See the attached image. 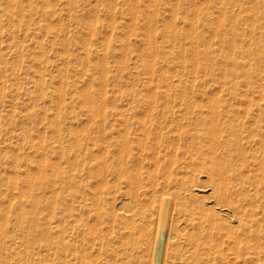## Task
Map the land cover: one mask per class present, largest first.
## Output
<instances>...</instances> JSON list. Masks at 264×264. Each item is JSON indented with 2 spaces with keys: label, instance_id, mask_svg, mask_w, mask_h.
<instances>
[{
  "label": "rangeland",
  "instance_id": "374dc122",
  "mask_svg": "<svg viewBox=\"0 0 264 264\" xmlns=\"http://www.w3.org/2000/svg\"><path fill=\"white\" fill-rule=\"evenodd\" d=\"M263 52L264 0H0V264H51L65 254L68 264H254L257 257L251 251L233 253L224 229L219 234L214 230L209 242L198 208L209 203L200 196L207 192L211 169L219 179L215 171L230 176L235 167L238 176L229 179L230 190L238 193V202L231 197L233 205L242 203L249 211L253 201L257 207L251 202L256 207L251 209L264 213V141L259 142L264 140ZM209 103L223 112L217 116V136L226 139V146L212 150L214 155L201 136L205 127L200 119L212 118ZM258 122L261 133L252 135ZM241 130L249 135L243 138ZM231 133L242 134L235 144ZM233 147L238 151L230 154ZM216 153L220 163L226 158L222 171ZM210 158L218 164L214 170ZM43 161L52 162L55 170L44 169ZM57 166L61 173L56 175ZM134 173L139 180L132 184L133 192L129 182ZM246 173L250 178L240 179ZM72 181L75 186L70 187ZM244 184L246 192L240 189ZM238 186L244 194L237 192ZM174 194L190 205L188 215ZM199 203L193 217V205ZM135 204L141 205L136 212ZM19 210L30 214L25 228L19 226ZM87 226L100 230L101 237L91 238ZM71 229L78 233L73 236ZM176 235L182 236L171 237ZM65 240L71 251L60 250ZM56 244L58 249L51 248ZM191 245L196 248L193 257L206 250L199 260L193 259Z\"/></svg>",
  "mask_w": 264,
  "mask_h": 264
},
{
  "label": "bare ground",
  "instance_id": "6f19581e",
  "mask_svg": "<svg viewBox=\"0 0 264 264\" xmlns=\"http://www.w3.org/2000/svg\"><path fill=\"white\" fill-rule=\"evenodd\" d=\"M234 18V17H233ZM233 20V19H232ZM226 22H227V20H226ZM234 22V21H233ZM264 53V52H263ZM229 64V63H228ZM257 64V63H256ZM230 65V64H229ZM237 68H238V66H237ZM243 70V69H242ZM248 76V75H247ZM167 91V90H166ZM243 92H244V90H243ZM166 94H168V93H166ZM245 95V94H244ZM151 97V96H150ZM210 98V97H209ZM247 98V97H246ZM148 99V98H147ZM150 99V98H149ZM152 100H153V98H152ZM249 100V99H248ZM260 100V99H259ZM150 101V100H149ZM225 101V100H224ZM214 102H215V98H214ZM217 102V101H216ZM249 102V101H248ZM151 103V102H150ZM210 104V103H209ZM226 104H227V102H226ZM230 104V103H229ZM235 104V103H234ZM233 104V105H234ZM245 104V103H244ZM224 105V104H223ZM236 105V104H235ZM210 107H209V109H208V111H211V113L209 114V116H212V118H210L209 117V121L206 119V121H203L204 119V117L202 118V119H200L201 120V122H202V125H204V127H205V134H203V135H201V132H200V135L202 136V139L205 137L206 138V142L208 141V149L211 151L210 152V154L211 153H213V155L215 154L214 153V151H212L214 148H217V147H224V146H226L225 145V143H224V141L226 140H224L223 138H222V136L221 137H219V136H217V134L218 135H220V131H221V124H219V121H218V115H220V113H223L221 110H220V106H218L216 103L215 104H210L209 105ZM227 106V105H226ZM231 106V105H230ZM229 106V107H230ZM245 106V105H244ZM263 106V105H262ZM150 107H152V106H150ZM153 108V107H152ZM221 108H223V107H221ZM226 108V107H225ZM230 109V108H229ZM226 110V109H225ZM233 110V109H232ZM230 112H231V110H229ZM236 111V110H235ZM237 112H239V111H237ZM237 112H233L232 111V113H236V115H237ZM244 112V111H243ZM172 113V112H171ZM239 113H241V112H239ZM182 114V113H181ZM212 114V115H211ZM248 114V113H247ZM264 114V113H263ZM234 115V114H233ZM249 115V114H248ZM208 117V116H207ZM216 117H217V119H216ZM230 117L232 118V115H230ZM244 117V116H243ZM246 117H247V115H246ZM251 116H249V119H251L250 118ZM234 118H235V116L233 117V120H234ZM248 118V117H247ZM246 118V119H247ZM229 120H231V119H229ZM233 120L231 121V124H232V122H233ZM221 121V120H220ZM223 121V120H222ZM227 121V120H226ZM235 121V120H234ZM245 121V120H244ZM247 121H248V119H247ZM174 122V121H173ZM246 122V121H245ZM257 122V121H256ZM222 123V122H221ZM235 123V122H234ZM234 123L232 124V125H234ZM237 123V122H236ZM236 123H235V125H236ZM259 124V128H260V122H258ZM229 124H230V121H229ZM243 124V123H242ZM242 124L241 125H239L240 127L242 126ZM151 125V124H150ZM202 125H201V127H202ZM223 125V124H222ZM226 126H228V123L227 124H225ZM237 125H238V123H237ZM246 125V124H245ZM247 126V125H246ZM246 126L244 127V125L242 126V128L244 127V129L246 130H248V128H246ZM257 126V125H256ZM151 128V127H150ZM220 128V130L217 132V130ZM236 128V127H235ZM234 128V129H235ZM241 128V129H242ZM258 127H256L255 129H252L250 132L252 133V135H253V133H255V134H257V133H261V128L259 129ZM229 129H230V127H229ZM160 130V129H159ZM203 130V129H202ZM225 130H227L228 131V128L226 129L225 128ZM236 130V132H234L235 134L237 133V130H238V128H236L235 129ZM234 130V131H235ZM207 131V132H206ZM242 131V134H243V130H241ZM241 131L239 132L238 131V133H241ZM264 131V130H263ZM232 132V131H231ZM228 133H229V131H228ZM245 133L247 134L248 132H246L245 131ZM245 133L243 134L244 136H243V138L245 137ZM250 133V134H251ZM162 135V133H160L159 132V135ZM232 134V136H233V133H231ZM235 134H234V136L232 137V138H234V140H233V143L235 144V138L237 139L239 136H241L242 134H239V136H238V134H237V136H235ZM180 135H182V134H180ZM200 135H198V136H200ZM221 135H224V134H221ZM225 135H226V133H225ZM224 135V136H225ZM248 135H249V133H248ZM248 135H246V136H248ZM261 135V134H260ZM260 135H259V138H260ZM251 136V135H250ZM262 136H263V134H262ZM261 136V137H262ZM126 138H124V140L126 141V139H127V136H125ZM160 137V136H159ZM230 137V136H229ZM161 138V137H160ZM242 138V139H243ZM246 138V137H245ZM254 138V137H253ZM199 139H201V138H199ZM240 139V145H241V138H239ZM249 139H251V138H249ZM258 140V139H257ZM237 141H238V139H237ZM245 141V140H244ZM264 140H263V138H262V141H261V138H260V144L263 142ZM124 143V142H123ZM239 143H238V145H239ZM125 144V143H124ZM206 144V143H205ZM204 144V145H205ZM244 144V143H243ZM255 144H256V142H255ZM204 145H202V147H204ZM120 146H121V141H120ZM207 146V145H206ZM229 146V145H228ZM237 146V145H236ZM199 147V146H198ZM251 147V146H250ZM260 147H261V145H260ZM263 147V146H262ZM125 148V147H124ZM195 148H196V146H195ZM201 148V147H200ZM200 148H199V150H200ZM246 148V146H244V148L243 149H245ZM249 148V147H248ZM259 147H256V149H258ZM264 148V147H263ZM126 149V148H125ZM125 149H124V152H123V154L125 153ZM175 149H176V147H175ZM174 149V150H175ZM179 150H180V148H178ZM222 149V148H221ZM238 149H240V150H243V149H241V148H239L238 147ZM255 148H254V151L256 150ZM259 149H261V148H259ZM205 150V147L201 150V151H203V152H206V150ZM224 150L225 149H223V152H224ZM229 150H230V152H231V149H230V146H229ZM248 150H250V152L252 151L250 148L248 149ZM247 150V151H248ZM264 150V149H263ZM262 149L260 150V153H262V151H263ZM120 151H122V150H120ZM200 151V152H201ZM208 151V150H207ZM218 150H216V152H217ZM237 152L238 150L236 149V150H234V147L232 148V152L233 153H230V154H234L235 152ZM246 151V150H245ZM184 152V151H183ZM185 152H187L186 150H185ZM240 152V151H239ZM242 152H244V151H242ZM241 152V153H242ZM256 152V151H255ZM180 153H182V152H180ZM195 153V152H194ZM208 153V152H207ZM221 152H220V148H219V153L218 154H220ZM259 153V152H258ZM123 154L121 153V155L123 156ZM186 153H184L183 155H185ZM191 154V153H190ZM193 154V153H192ZM191 154V155H192ZM209 154V153H208ZM217 153H216V155H215V157L218 155ZM239 154V153H238ZM256 154V153H255ZM223 155V154H222ZM240 155V154H239ZM247 155H248V153H247ZM246 155V156H247ZM250 156L251 155H253V153L252 154H249ZM173 156H175V155H173ZM177 156V155H176ZM176 156H175V158H176ZM178 156H181V155H179V153H178ZM242 156V155H241ZM244 156V155H243ZM253 156H255V155H253ZM214 157V156H213ZM83 158V157H82ZM174 158V159H175ZM217 158V157H216ZM225 158V157H224ZM224 158H223V160H224ZM194 159H196V158H192V160H194ZM218 159V158H217ZM226 159V158H225ZM80 160V159H79ZM172 160H173V158H172ZM172 160H170L169 162H171ZM186 160V159H185ZM210 160H211V158H210ZM212 160H214L213 158H212ZM211 160V161H212ZM223 160L221 161L222 163H223ZM242 160V159H241ZM240 160V161H241ZM82 161V160H81ZM190 162H191V160H189ZM234 161V160H233ZM232 161V162H233ZM244 161V159L242 160V162ZM97 162V161H96ZM101 162V161H100ZM200 162V161H199ZM199 162H197V165H198V163ZM204 162H205V160H204ZM217 162H218V164L220 163L219 162V159L217 160ZM217 162H216V164H217ZM225 162V161H224ZM227 162L229 163V162H231V161H229L228 159H227ZM237 162L238 161H236V166H237ZM245 162V161H244ZM261 162H263V161H261ZM52 163V162H51ZM50 161H43L42 163H41V166L44 168V169H46V167H50V168H52V169H54L53 168V164H52V166H50ZM98 163V162H97ZM96 163V164H97ZM103 163V162H102ZM123 163V162H122ZM122 163H121V165H122ZM185 163H187L188 164V162H185ZM193 163V162H192ZM194 163H195V160H194ZM208 163H209V161H208ZM222 163H220L219 164V166H220V169L222 168ZM226 163V162H225ZM234 163H235V161H234ZM251 163V162H250ZM257 163H259V162H257ZM257 163H254L253 164V166H255ZM79 164V163H78ZM95 164V163H94ZM101 164V163H100ZM100 164L98 163V165L100 166ZM120 164V163H119ZM124 164V163H123ZM126 164V163H125ZM172 164V163H171ZM204 164H206L207 165V163L205 162ZM210 164H214V168H213V170L214 169H216L215 168V160H214V162H212V163H210ZM217 164V165H218ZM238 164H240V163H238ZM245 164V163H244ZM77 165V164H76ZM121 165H120V167H119V169H122V171L121 172H123V168H124V166L121 168ZM196 165V164H195ZM209 165V164H208ZM171 166V165H170ZM233 165L231 164V167H232ZM239 166V165H238ZM242 166H243V163H242ZM264 166V165H263ZM56 167V166H55ZM96 167H97V165H96ZM223 167H224V165H223ZM257 167V166H256ZM57 168H58V166H57ZM125 168L127 169V171H129L128 170V167L127 166H125ZM235 167H233V168H231V170H230V174H231V171H232V169L234 170L233 171V177H231L232 175H230V176H228V174H227V172L225 173V174H227V176H222V175H220V174H222L221 172H219V173H216V171H215V174L218 176L219 175V179L218 178H213L214 177V175H212L213 174V172H212V174H211V171H212V169H211V171H210V167L208 168L207 167V169H205V170H208L209 169V171H210V174L206 177V175H207V172L208 171H205L206 172V174H205V177L207 178L206 179V185H207V190H206V186L204 185V183H205V178L203 177V181H204V183H202V181H201V183H202V185H204V186H202V187H204V190H206L207 192H206V194L205 195H203V196H200L201 198L203 197V198H208V199H206V202H207V200L209 201V203L207 202L206 204L207 205H205V204H203L202 203V206H204V207H200V208H198L199 209V212L201 211L202 212V216L204 215L205 216V218L204 217H202L200 214H201V212L199 213V215L201 216V217H198V219L200 218L201 219V223L202 222H204V223H202L201 225H203L204 226V224H205V222H207V224L205 225V229L207 230V231H209L210 232V234H207V232H206V234H207V240L210 242V238H212V236H210L211 235V233L212 232H214V230H215V233H216V231L217 230H220L219 231V233L220 232H222V230L221 229H224L225 231L224 232H222V233H225L224 234V237H225V235H226V233H227V237L226 238H228L229 239V244L230 245H232V246H230V247H232L235 251L233 252L234 254H237V253H245L246 252V254L249 252V251H251L252 252V254L254 255L255 254V256L257 257V262H259L260 263V261L262 262V264H264V221H263V217H262V215L264 214L263 212H260V210H259V207H258V210H259V213L261 214L262 213V215H260V216H258V212L256 211V210H252L251 208H254L255 206L254 205H256V204H254V202L253 201H251L253 204H252V206H251V202H250V209H251V213H254V214H251V213H249V211H250V209L249 208H247V210L249 209V211H246V209L245 208H243V205H241L242 206V212L240 211V209L239 208H241V206H240V204H242V203H238V205L236 206V205H233L235 202H238L237 201V199H236V197H237V194L238 193H236V191L237 192H239L240 191V189H243L244 190V192H246L245 191V189H246V184H244V186H245V188H241V186H240V189H239V186L237 187V190H235V193L236 194H234V192L233 191H231L230 189H232L233 190V188H230V185H229V179H231L232 180V178H234V175L236 174L235 172H236V170L234 169ZM240 168V167H239ZM253 168L254 167H252V169H250V170H252V172H253ZM51 169V170H52ZM173 169V168H172ZM218 169V168H217ZM224 169H225V167H224ZM224 169H223V171H224ZM242 169V168H241ZM55 170V169H54ZM58 171L56 172V171H54L53 173L54 174H58V173H61L60 172V170H59V168L57 169ZM218 171V170H217ZM221 171H222V169H221ZM238 171V170H237ZM240 171V170H239ZM255 171V170H254ZM120 172V173H121ZM201 172H203V171H201ZM251 172V171H250ZM250 172H248V173H250ZM252 172H251V177H252ZM128 173H130V172H128ZM197 173H198V171H197ZM209 173V172H208ZM228 173H229V166H228ZM235 173V174H234ZM255 173V172H254ZM259 173V172H258ZM258 173H257V175H258ZM133 173H130V175H132ZM202 175H204V173H201ZM239 174H240V172H239ZM241 174H243V172H241ZM241 174H240V176H241ZM260 174V173H259ZM99 175V174H98ZM97 175V176H98ZM137 174L136 173H134V175L132 176V177H130L128 174H127V178L129 179V177L131 178V180H132V178H133V180H134V182L132 183V181L131 182H129L130 183V186L132 185V184H134L136 181H138L139 179H138V177L136 176ZM199 175H200V173H199ZM201 175V176H202ZM245 175V174H244ZM248 175H250V174H248ZM256 174H254L253 175V179H254V176H255ZM40 176H42V173H41V175ZM60 176H61V174H60ZM99 176H101V175H99ZM236 176H238L237 174H236ZM240 176H239V178H240ZM247 176V173H246V175L245 176H243L242 175V177L240 178V179H242V178H245ZM55 177V176H54ZM53 177V179H55V180H57L56 179V177L54 178ZM64 177V176H63ZM79 177H80V175H79ZM192 177V176H191ZM200 177V176H199ZM198 177V178H199ZM231 177V178H230ZM42 178V177H41ZM68 178V177H67ZM126 178V179H127ZM183 178V177H182ZM201 178V177H200ZM248 178H250V177H248L247 176V180H248ZM39 179H40V177H39ZM69 179V178H68ZM138 179V180H137ZM196 179V178H195ZM195 179H194V181H195ZM238 180V181H241V180ZM259 179L260 178H258V181L257 182H259ZM65 180V182L67 181L66 180V178L64 179ZM70 180H71V178H70ZM73 180H75V179H73ZM180 180H182V179H180ZM193 180V179H192ZM197 180L198 179H196V182H197ZM245 180V179H244ZM247 180H245V181H247ZM255 180H257V176H256V179ZM264 180V179H263ZM233 181V180H232ZM238 181H235V185L237 186L238 184H236ZM245 181H243L244 183H245ZM72 182H74V181H72ZM127 182V181H126ZM154 182V181H153ZM166 182V181H165ZM171 182H172V180H171ZM198 182H199V180H198ZM257 182H255V183H257ZM14 183V182H13ZM67 183H69V181L67 182ZM185 183H186V181H185ZM184 183V185H186ZM195 183V182H194ZM200 183V184H201ZM231 183V182H230ZM240 183V182H239ZM252 183H254V181L252 180ZM15 184V183H14ZM71 184L72 185H74L75 186V182L74 183H70V187H72L71 186ZM77 184V183H76ZM79 184V183H78ZM139 184V183H138ZM174 184H175V181H174ZM192 184V183H191ZM200 184H199V186H200ZM234 184V182L232 183V185ZM241 184H242V182H241ZM259 184V183H258ZM262 183L260 182V185H261ZM172 186H174L173 184H171ZM183 185V184H182ZM197 185V184H196ZM264 185V184H263ZM14 186V185H13ZM66 186H68V184L67 185H65V188H66ZM135 186V185H134ZM136 186H137V184H136ZM172 186H171V188L170 189H172ZM181 186V185H180ZM249 184L247 185V189L249 188ZM259 186V185H258ZM169 187H170V185H169ZM182 187V186H181ZM128 188H129V184H128ZM130 188H132V190H133V192H134V189H133V185L130 187ZM129 188V189H130ZM186 188V187H185ZM184 187H182V189H185ZM189 188V187H188ZM194 188H196V186L194 187ZM200 188V187H199ZM254 187H252V189H253ZM260 188H261V186H260ZM263 189H264V187H262ZM18 189V188H17ZM70 189V188H69ZM136 189V188H135ZM235 189V188H234ZM251 189V188H250ZM252 189H251V194H252ZM255 189V188H254ZM253 189V190H254ZM78 190L79 189H77V190H75V191H73V192H76L77 191V193H78ZM132 190H130V192H129V190H126V193H128V195H130V193L132 194L133 192H132ZM192 190H195V189H193L192 188ZM191 186H190V190H189V192L190 193H192L191 191ZM204 190H201L202 192H204ZM243 190H241L242 192H243ZM256 190H257V184H256ZM255 190V191H256ZM258 190H259V187H258ZM155 191V190H154ZM176 191L177 190H175V193H176ZM199 191V190H198ZM262 191V190H261ZM261 191L259 192L258 191V193H260L261 194ZM264 191V190H263ZM71 192H72V190H71ZM136 192V191H135ZM174 192V191H173ZM172 192V193H173ZM186 192V191H185ZM185 192H183L184 194H185ZM242 192H239V193H241L242 194ZM244 192H243V194H244ZM247 192H248V190H247ZM250 192V191H249ZM77 193H73V195L74 194H77ZM171 192H170V196H171V194H172ZM177 193H178V191H177ZM182 193V194H183ZM187 193V192H186ZM205 193V192H204ZM255 193H257V192H254V194ZM53 194V193H52ZM168 194H169V192H168ZM181 194V193H180ZM188 194V193H187ZM232 194H233V196H232ZM246 194V196H247V193H245ZM72 195V194H71ZM72 195V196H73ZM134 195V194H133ZM190 195V194H189ZM231 195V196H230ZM234 195H235V197H234ZM169 195H167V196H165V199H167L168 200V198H166V197H168ZM169 196V197H170ZM175 198H178V199H181L180 200V204H181V202L184 200V198H183V195H182V197L181 196H178L177 194H174L173 195ZM205 196V197H204ZM242 196V198H241V200L242 201H244L245 199H243L245 196H243V195H241ZM257 196H259L258 194H257ZM21 197V196H20ZM58 197V196H57ZM132 197V196H131ZM134 197H136V194L134 195ZM191 197H194L193 196V194L191 195ZM191 197H188V201L187 202H189V201H191L192 200V198ZM231 197L232 198H235V199H233V201H235V202H233L232 200H231ZM247 197H250V195L248 194V196ZM255 197V196H254ZM261 196H259V198H260ZM35 197H33V199H34ZM171 198H173V197H171ZM171 198H169V200H172ZM187 198V196L185 197V200H187L186 199ZM196 197H194V199H195ZM198 198V197H197ZM202 198V199H203ZM246 198V197H245ZM251 198H253V196H251ZM250 198V199H251ZM256 198V197H255ZM258 198V197H257ZM25 199V198H24ZM26 199H28L27 197H26ZM131 199V198H130ZM160 199V198H159ZM162 199V198H161ZM183 199V200H182ZM189 199H191V200H189ZM193 199V200H194ZM248 199V198H247ZM261 200H262V198H260ZM133 200V199H132ZM239 200V199H238ZM255 200V199H254ZM260 200V201H261ZM125 201V200H124ZM260 201H257V202H259L260 203ZM32 202V201H31ZM126 202H127V200H126ZM128 202H130V201H128ZM127 202V203H128ZM135 202V201H134ZM174 202V201H173ZM194 202V201H193ZM201 202V201H200ZM241 202V201H240ZM247 202H248V200H247ZM122 203V205H123V202H121ZM132 203V206H133V201L132 202H130L129 203V205ZM138 203V202H137ZM176 203H178V202H176ZM183 203H184V207L183 208H186L187 210H188V208H189V206H188V208H187V206H186V202L185 201H183ZM204 203H205V200H204ZM259 203H257L258 205H259ZM193 204V203H192ZM243 204H246V200L243 202ZM260 204H262V203H260ZM84 205H85V203H84ZM124 205H125V202H124ZM123 205V206H124ZM139 206H141L140 204H138ZM138 205H136L135 204V208L133 207V211L134 212H136V207L138 206ZM199 205H201V203H199L198 204V206H195V205H193V207H195L196 209V211L194 212V210H193V207H192V212H194V214L191 212V210H190V215L191 214H193V217L195 216H197L195 213L197 212V207H199ZM247 205V204H246ZM263 205V204H262ZM82 206V205H81ZM86 206V205H85ZM121 206V205H120ZM126 206H127V204H126ZM178 206H179V204H178ZM177 206V207H178ZM248 206H249V204H248ZM247 206V207H248ZM254 206V207H253ZM246 207V206H245ZM256 207H257V205H256ZM255 207V208H256ZM261 207V206H260ZM262 207H264V206H262ZM78 208H80L79 206H78ZM77 208V209H78ZM83 208H85L84 206H83ZM122 208V207H121ZM179 208V207H178ZM181 208V207H180ZM99 208H98V206L96 207V213H95V211H94V213L97 215V217L99 218L100 216H98L99 215V213L100 212H98L99 210H98ZM127 209H128V206H127ZM127 209H125V212H126V210ZM135 209V210H134ZM139 209V208H138ZM137 209V210H138ZM177 209V208H176ZM191 209V208H190ZM245 209V211H243ZM261 209V208H260ZM129 210V209H128ZM127 210V211H128ZM187 210H185L184 209V211H187ZM262 210V209H261ZM264 210V209H263ZM262 210V211H263ZM20 211V210H19ZM256 211V212H255ZM120 212V211H119ZM188 212V213H187ZM187 212H185V213H187V215L189 214V210L187 211ZM248 212V213H247ZM121 213V212H120ZM127 213V212H126ZM151 213V212H150ZM149 213V214H150ZM198 213V212H197ZM5 214V213H4ZM148 214V215H149ZM152 214V213H151ZM30 215V214H29ZM29 215H28V213L26 212V211H24V210H22V211H20V213H19V218L21 219L20 220V225L19 226H22L23 227V225H26L28 222H27V218H29ZM32 215V214H31ZM115 215H117V214H115ZM190 215H189V217H190ZM198 215V216H199ZM150 216H152V215H149V217ZM247 216H249L248 217V219H247ZM4 217H5V215H4ZM53 217V216H52ZM112 217V216H111ZM117 217H118V215H117ZM153 217V216H152ZM18 218V219H19ZM155 218H157V217H155ZM192 218V217H191ZM190 218V219H191ZM245 218H246V220H245ZM6 219V218H5ZM24 219H26V222L24 221ZM43 219V218H42ZM112 219V218H111ZM124 219V218H123ZM196 219V218H195ZM203 219V220H202ZM204 219H205V221H204ZM150 220H151V218H150ZM158 220H159V218H158ZM191 220H193V219H191ZM250 220V221H249ZM29 221V220H28ZM148 221V220H147ZM153 221V220H152ZM262 221V222H261ZM29 222H31V220L29 221ZM245 222V223H244ZM248 222L249 223H251V224H253V223H255V228H250V224H248ZM18 223H19V221H18ZM111 223V222H110ZM161 223V222H160ZM200 224V221L198 222V220H197V225H198V227H199V224ZM233 223V224H232ZM30 224V223H29ZM98 224H99V219H98ZM126 224V223H125ZM243 224H244V226L246 225V227L247 228H245L246 229V233H242L241 231H240V228H239V226L241 225V226H243ZM110 225V224H109ZM254 225V224H253ZM252 225V226H253ZM108 226V225H107ZM125 226V225H124ZM162 226V225H161ZM164 226V225H163ZM25 227H27V226H25ZM25 227H23V228H25ZM130 227V226H129ZM65 228H68V227H65V225H64V230H65ZM72 228H73V226H72ZM137 228V227H136ZM174 228H176L175 226H174ZM243 228V227H242ZM241 228V229H242ZM243 228V230H245ZM20 230H21V228H19ZM127 229H128V226H127ZM178 229H181V228H178ZM202 226H201V232H202ZM75 230V229H74ZM74 230H70L71 231V233L73 232H77L76 230L74 231ZM87 230H88V233H90V237L92 236V237H95V238H100L101 236V234L100 233H102L100 230H97V232L96 231H93V229H91L90 228V226H87ZM90 230V231H89ZM107 230V229H106ZM120 230H121V228H120ZM137 230H138V228H137ZM84 231V230H83ZM127 231H129L130 232V228L127 230ZM131 231H133V230H131ZM168 231L169 230H167V233H168ZM173 231H175L173 228H172V233H173ZM180 231V230H179ZM66 232V231H65ZM67 232H69V231H67ZM135 232V231H134ZM171 232V231H170ZM198 232V231H197ZM200 232V233H201ZM208 232V233H209ZM244 232V231H243ZM2 233V232H1ZM69 234V235H71L72 236V234ZM78 233V232H77ZM127 233V232H126ZM136 233V232H135ZM134 233V234H135ZM172 233H170V234H172ZM182 233H183V231H182ZM218 232L216 233V234H219ZM241 233V234H240ZM131 234V233H130ZM130 234H129V236H130ZM132 234H133V232H132ZM131 234V235H132ZM169 233H168V235H170ZM177 234V233H176ZM185 234V233H184ZM204 232L201 234V236H203L204 237ZM212 234H214V233H212ZM173 235H175V232H174V234ZM193 235V234H192ZM210 237H209V236ZM223 235V234H222ZM240 235H244L245 237L243 238V237H241ZM73 236H75V234H73ZM79 236H81V235H79ZM182 235H180V237H181ZM194 236V235H193ZM91 237V238H92ZM172 238L173 237H175L174 239H178V238H180V237H177V235L176 236H171ZM188 237V236H187ZM191 237V236H190ZM195 237H197V235L195 236ZM74 238V237H73ZM94 238V239H95ZM126 238V237H125ZM185 238V237H184ZM209 238V239H208ZM80 239V238H79ZM188 239V238H187ZM191 239H194V238H192L191 237ZM205 239V238H204ZM70 240V239H69ZM72 240V239H71ZM82 240V239H81ZM185 240V239H184ZM202 240V239H201ZM66 242L65 243H63V242H60L61 244H62V247L60 248V250L62 249V250H67V251H71V244H69L68 242V240H65ZM68 241V242H67ZM99 241H100V239H99ZM98 241V242H99ZM187 241V240H186ZM185 241V242H186ZM188 241H192V245L193 244H195L194 242H193V240H188ZM196 241V240H195ZM203 241V240H202ZM202 241H200V243L202 242ZM212 241V240H211ZM227 241V240H226ZM252 241H254V243L252 242ZM256 241V242H255ZM133 242H135V241H133ZM177 242V241H176ZM190 242H189V245H190ZM203 242H205V241H203ZM82 243V242H81ZM100 243V242H99ZM136 243H137V240H136ZM178 243H179V240H178ZM178 243H176L177 244V247L179 246V248L181 247L180 245H178ZM60 244V245H61ZM110 244V243H109ZM111 244H113V243H111ZM125 244V243H124ZM129 244H130V240H129ZM128 244V245H129ZM202 244V243H201ZM207 244V243H206ZM114 245V244H113ZM183 245H184V243H183ZM192 245H191V248H192ZM196 245H199L198 243L197 244H195V246ZM27 246H29V245H27ZM92 246V245H91ZM201 246V245H200ZM30 248H32V249H34L35 247L32 245V246H29ZM49 247V246H48ZM47 247V248H48ZM53 247H55L56 249H58L59 248V246L57 247V244L55 245V246H51V248H53ZM73 247V246H72ZM208 247V246H207ZM28 248V247H27ZM50 248V247H49ZM73 248H75L76 249V247H75V244H74V247ZM113 248V247H112ZM209 248H210V246H209ZM214 248V247H213ZM213 248H211V249H213ZM111 249V248H110ZM182 249V248H181ZM196 248H192V249H190L191 251H192V257H193V253H194V250H195ZM200 249V248H199ZM205 249H206V246H205ZM211 249H209L210 251H211ZM230 249V251H231V248H229ZM72 250H74V249H72ZM97 250H99L98 248H97ZM114 250V249H113ZM207 250H208V248H207ZM115 251V250H114ZM185 251V250H184ZM183 251V252H184ZM188 251V250H187ZM190 251V252H191ZM197 251H198V247H197ZM205 252H206V250H204ZM203 250H202V252H204ZM216 251H218V250H216ZM215 251V252H216ZM248 251V252H247ZM202 252H200V254H202ZM204 252V253H205ZM213 251H211V253H212ZM215 252H213L212 254H214ZM236 252V253H235ZM64 253V252H63ZM114 253V252H113ZM197 253V252H196ZM195 253V257H193V259H197V260H199L198 258H199V256H198V254H196ZM208 253V252H207ZM61 254V253H60ZM189 253H187V255H188ZM199 254V255H200ZM218 254H220L221 255V253H218ZM55 255V254H54ZM66 255V254H65ZM64 255V257L62 258L63 260H59L58 259V261H56V260H54V261H52L51 262V264H68L69 263V259H67L66 258V256ZM83 255V254H82ZM191 255V254H190ZM217 254H215V256H216ZM238 255V254H237ZM23 256H25V255H23ZM57 256V255H56ZM62 256H63V254H62ZM208 256H210V253L208 254ZM249 256V257H248ZM248 256H246V257H248V258H251V259H253V257L254 256H252V255H248ZM58 257V256H57ZM129 257V256H128ZM189 257V256H188ZM204 257H205V255H204ZM211 258H214L215 259V257H211ZM242 258H243V256H242ZM244 258H245V256H244ZM19 259H21V258H19ZM56 259V258H55ZM85 259H87L86 257H85ZM192 259V260H193ZM201 259L203 260L204 258H202L201 257ZM208 259H209V257H208ZM207 259V260H208ZM221 259H223V256H221ZM227 259V258H226ZM9 260V259H8ZM47 260V259H46ZM204 260H206V257H205V259ZM203 260V261H204ZM210 260V259H209ZM256 260H255V262H256ZM7 261V260H6ZM82 261V260H81ZM211 261V260H210ZM209 261V262H210ZM252 261V260H251ZM254 261V260H253ZM4 262H5V260H4ZM9 262V261H8ZM87 262V261H86ZM191 261L189 260V263H190ZM195 263L194 264H196V263H198V261L196 262V261H194ZM207 262V261H206ZM224 264H226V260H224ZM227 262H228V259H227ZM250 262V261H249ZM254 262V264H256ZM6 263V262H5ZM82 263V262H81ZM229 263H230V261H229ZM83 264V263H82ZM199 264V263H198ZM228 264V263H227ZM253 264V263H252ZM258 264V263H257Z\"/></svg>",
  "mask_w": 264,
  "mask_h": 264
}]
</instances>
